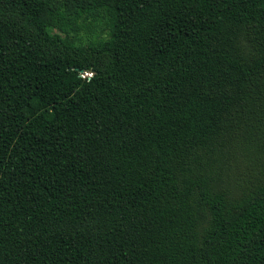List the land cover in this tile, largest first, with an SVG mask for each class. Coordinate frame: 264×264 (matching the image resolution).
<instances>
[{
	"label": "trees",
	"instance_id": "16d2710c",
	"mask_svg": "<svg viewBox=\"0 0 264 264\" xmlns=\"http://www.w3.org/2000/svg\"><path fill=\"white\" fill-rule=\"evenodd\" d=\"M0 264H264V0H0Z\"/></svg>",
	"mask_w": 264,
	"mask_h": 264
}]
</instances>
